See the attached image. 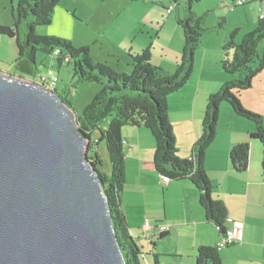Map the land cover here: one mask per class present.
<instances>
[{
  "label": "crops",
  "instance_id": "crops-1",
  "mask_svg": "<svg viewBox=\"0 0 264 264\" xmlns=\"http://www.w3.org/2000/svg\"><path fill=\"white\" fill-rule=\"evenodd\" d=\"M150 1L124 0L126 7L120 13L124 20L120 22L118 17L120 24L114 25L108 21V14L99 13L96 8L86 13L89 0H61L52 23L40 34L69 40L77 47L87 46L95 62L119 73H130L133 70L131 56L139 55L148 48V42L143 38L144 28H150L156 22L150 18L153 11L149 8ZM173 13L167 12V15L172 16ZM251 21L234 25L239 30L238 35L243 32L245 36L244 32L256 29L255 19ZM161 28V35L165 28H170L171 32L165 35L160 49L151 51V62L171 74L181 62L184 32L177 16L174 20L170 17L164 21ZM161 35L157 37L156 44H159ZM223 40L225 43L226 35L221 42ZM221 56L218 45L214 46L208 38L207 45L196 52L191 79L183 89L168 98L169 119L181 159H191L195 155V144L202 134L208 99L227 80L217 66L206 70L207 65ZM0 72L14 75L1 69ZM241 100L247 109L264 118V71L254 79L252 87L242 93ZM228 115L231 123L225 124L218 132L205 159V169L213 186L212 196L228 209L226 228L241 225L238 243L220 250V255L225 264H264V146L260 141L251 139L250 134L255 130L252 123L245 122L232 130L229 128L231 124L237 123L241 117L232 112ZM122 138L126 152L122 209L132 237L143 249L141 264H197L199 249L217 248L221 239L219 227L207 218L200 203V190L189 178L173 179L168 184L162 181L154 164L155 139L148 129L124 127ZM241 143L251 146L249 168L243 173L235 171L230 161L232 148ZM146 222L154 226L148 236L144 231ZM160 225H167L170 230L161 233L157 228Z\"/></svg>",
  "mask_w": 264,
  "mask_h": 264
},
{
  "label": "trees",
  "instance_id": "trees-1",
  "mask_svg": "<svg viewBox=\"0 0 264 264\" xmlns=\"http://www.w3.org/2000/svg\"><path fill=\"white\" fill-rule=\"evenodd\" d=\"M191 1L188 0L189 5ZM247 1L264 3V0ZM60 2L61 0H20L14 26L0 25V39L4 36L17 40L19 58L16 69L20 73V78H29L35 82L36 78L43 74L37 64V54L42 52L55 54L60 63L63 61L71 63L74 59V72L80 83L105 84L81 114H78L70 101L58 92V87L55 92L77 113L80 132L91 140L88 159L95 166L104 185L127 264H141L144 252L132 237L122 209L121 200L126 184V152L122 138L124 127H143L151 132L156 144L154 153L156 170L169 176L171 180L189 178L201 192L200 203L207 218L219 227L222 234L227 229L225 225L229 213L226 205L212 196L213 186L205 169L206 153L217 137L220 108L225 102L238 116L253 122L255 130L250 137L264 145L263 116L247 109L241 100L242 93L249 90L254 79L264 71V54L260 56L258 50L264 42V17L259 19L256 29L246 34L240 43L235 41L239 30L235 29L231 33L230 40L224 46L222 69L226 73L237 75V78L225 83L218 92L209 97L202 134L195 144V155L191 159H181L178 156L173 125L169 119L168 98L181 90L194 73L195 54L207 32L203 27L205 16L193 13L190 5L188 15L178 19L184 32L185 46L181 62L172 75H166L160 67L152 64L151 46L141 54L131 56L133 62L131 73H119L105 64L95 62L90 56L89 47L77 48L69 40L37 32V28L52 23L55 9ZM232 2L234 7H237L238 1ZM29 17H32L33 21L28 24L29 33L22 41L19 35L20 26L23 20ZM95 131H99L101 136L99 140L93 141ZM104 141L112 165L110 177L98 169V166L103 165L98 149ZM250 153L249 143H241L232 148L230 161L235 171L243 173L248 170ZM206 263L225 264L218 247L199 249L197 264Z\"/></svg>",
  "mask_w": 264,
  "mask_h": 264
},
{
  "label": "water",
  "instance_id": "water-1",
  "mask_svg": "<svg viewBox=\"0 0 264 264\" xmlns=\"http://www.w3.org/2000/svg\"><path fill=\"white\" fill-rule=\"evenodd\" d=\"M77 113L0 72V264H127Z\"/></svg>",
  "mask_w": 264,
  "mask_h": 264
},
{
  "label": "rangeland",
  "instance_id": "rangeland-1",
  "mask_svg": "<svg viewBox=\"0 0 264 264\" xmlns=\"http://www.w3.org/2000/svg\"><path fill=\"white\" fill-rule=\"evenodd\" d=\"M123 1L124 0H91V1L89 0V6H87L86 8L87 10L86 13L89 11L92 12V10L96 8L98 9L99 13L104 12L108 14V21L110 22L112 21L114 25L115 24L118 25L120 24V22L124 20V17H122V14H120L126 7ZM237 1L238 0H236V2ZM244 1L246 2L244 6H237V7H233L234 3L232 2V0H192L190 3L191 11L193 13L197 14L198 16H205L203 27L207 30V32L205 33V35L201 40L202 42L200 47L207 45L208 38H210V42L212 41L214 46L218 45V49L220 50L222 55L221 58L219 59L220 61L215 60L213 64L207 65L206 70L209 71L210 69H214L216 66L221 68L222 70L221 74L222 76H224L225 79H227L226 81L228 82H231L237 78V75L226 73L222 69V61L225 56L224 46L226 42L230 40L231 33L235 30L234 25L242 24L243 21H248V23L252 22L251 19L254 18L256 23L255 27H257L261 10L262 13L264 12L263 2L261 1L248 2L247 0ZM19 2L20 0H0V25L8 26V27L14 26ZM150 3L151 4L149 8L151 7L153 9L150 18L151 19L154 18L156 22L152 27L144 28L145 35L143 38L144 40H146V42H148L147 43L148 47L151 46V51L156 52V50L154 49L157 50L160 49L161 45L164 43L163 40L165 35L171 32L170 28H165L163 30L162 35L160 34V30L162 29L161 27L163 25V22L168 20L170 17L174 20L176 16L178 17V19H180L188 15L189 13L188 9L190 5L188 0H178L177 2L174 0H151ZM171 6L174 9L177 8V11L175 10L173 15L169 16L167 15V9L170 8ZM118 17L120 18V22L118 20L119 19ZM6 19H8V22H6ZM32 21H33L32 17H29L27 20H23L19 31L20 39L22 41H24L26 35L29 33L28 24L31 23ZM42 29H45V27L37 28V32L40 34L41 33L40 31ZM244 33L248 34L250 32L248 33L244 32ZM160 35H161V39L159 41V44L158 43L156 44L157 37ZM223 35H226L227 37L225 43L224 40L223 42H221ZM243 35H244L243 32L242 34L237 35L235 41L237 43H240L244 38ZM74 46L77 47L75 44ZM258 50H259V55L263 56L264 42H262ZM18 58H19V49H18L17 40L2 36L0 39V69L6 72H10L11 74H14V76L20 75V73L16 69V62ZM217 61H219V64ZM74 62L75 60L72 59L71 63H66L64 61L60 63L58 56H56L55 54L49 55V54H44L42 52H39L37 54V64L39 71L41 73H46L48 70H53L58 74L60 79V82L58 84V92L62 93L70 101V103L72 104L74 109L78 112V114H81L86 108V106L89 103H91L93 99L96 97V95L104 88L105 84L80 83L78 80V76H76L74 72ZM131 67L133 68L132 61H131ZM194 68H195V61H194ZM163 72L166 75L173 74V73L168 74L164 70ZM205 75L209 76V73L205 72ZM17 77L20 78V76ZM22 79L31 81V79L29 78H22ZM226 81L224 82V84L227 83ZM224 105L226 106L225 108L227 109L223 108ZM228 112H232L233 114H236L234 113L231 106L225 102L222 104L220 108L218 132H221V128L225 126V124L231 123L230 116L229 115L227 116ZM238 120L239 121L237 123L231 124L232 126L229 128H233L232 130L237 129L243 126L245 122L248 123L250 122L253 124V122L243 117L239 118ZM100 136L101 134L99 133V131H95L92 136L93 141L99 140ZM99 149L98 152L100 153L101 158L103 160V165L98 166V169L101 173L110 177L112 175V165L110 163L109 154L106 148L105 141L103 142V144L100 146ZM141 259L143 260V256L141 257Z\"/></svg>",
  "mask_w": 264,
  "mask_h": 264
},
{
  "label": "built area",
  "instance_id": "built-area-1",
  "mask_svg": "<svg viewBox=\"0 0 264 264\" xmlns=\"http://www.w3.org/2000/svg\"><path fill=\"white\" fill-rule=\"evenodd\" d=\"M245 4L244 0H238L237 6H242ZM234 7V6H233ZM175 9L171 6L167 9V12L169 14L173 13ZM264 17V12L260 14V19ZM58 54V52L56 53ZM60 82L58 74L53 70H48L46 73L40 74L37 78L35 83L54 91L57 89L58 84ZM161 179L165 184H168L171 182V178L167 175L161 174ZM161 233H166L170 230V227L167 225H160L157 227ZM154 229V226L150 222H146L144 225V231L145 235L148 236L149 233ZM241 237V225H236L232 229H226L221 234V239L218 243V249L223 250L228 246L237 244L239 241V238Z\"/></svg>",
  "mask_w": 264,
  "mask_h": 264
}]
</instances>
